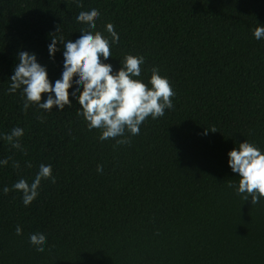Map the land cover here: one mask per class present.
I'll list each match as a JSON object with an SVG mask.
<instances>
[{
	"label": "trees",
	"instance_id": "trees-1",
	"mask_svg": "<svg viewBox=\"0 0 264 264\" xmlns=\"http://www.w3.org/2000/svg\"><path fill=\"white\" fill-rule=\"evenodd\" d=\"M91 8L96 31L110 39L111 23L119 35L104 62L117 72L127 54L142 55L136 79L150 88L156 67L176 93L174 107L148 117L128 145L88 130L75 84L63 111L25 112L20 90L7 94L20 50L36 54L53 85L61 78L63 49L50 58V34L59 25L75 41L85 27L75 17ZM257 26L264 0H0V160L12 158L0 166V264H264V198L252 205L228 187L239 183L231 150L248 141L264 154ZM16 126L24 151L2 139ZM41 163L56 182L42 180L26 207L12 184L31 183ZM35 232L46 235L43 252L29 242Z\"/></svg>",
	"mask_w": 264,
	"mask_h": 264
},
{
	"label": "clouds",
	"instance_id": "clouds-1",
	"mask_svg": "<svg viewBox=\"0 0 264 264\" xmlns=\"http://www.w3.org/2000/svg\"><path fill=\"white\" fill-rule=\"evenodd\" d=\"M76 6L83 8L80 3ZM99 17L100 13L96 8L80 11L75 19L85 27L79 29L80 36L75 41L65 40L59 25L56 33L50 34V58L54 60L55 53L60 50L57 44L62 46L64 58L62 76L54 85L48 78L46 67L37 62L35 53L18 51V63L10 77L7 94L20 90L25 112L31 104L43 110H52L56 106L63 111L66 105L70 106L69 89L75 84L72 96L76 97L79 93L77 98L82 109L77 111V115L83 117L88 130H100L101 141L114 139V147L128 145L132 136L140 134V126L148 117L153 120L163 117L166 109L174 107L172 98L176 93L168 78L162 77L156 67L150 69V88L136 79L141 76V66L145 63L142 55L127 54L120 69L114 72L113 67L104 61L111 57L110 44H118L119 35L111 23L105 25L110 39L96 31V20ZM253 36L256 40L264 39V26L255 27ZM42 94H48L44 102H41ZM37 119L43 122L44 117ZM126 132L130 135L126 136ZM211 132L217 130L212 128ZM23 136L24 129L16 126L3 134L2 139L11 148L24 151L20 142ZM228 157L232 172L239 174L238 186L229 182L228 187H235L236 193L244 201L251 198L252 205L258 203L264 198V154L255 144L245 141L231 150ZM10 160L11 157L0 160V166H7ZM26 166L30 168L32 165L29 163ZM12 167L18 169L20 165L17 161H12ZM97 172H103L102 165H97ZM45 179L56 182L51 164L41 163L31 183L20 178L12 184L11 190L22 193V202L27 207L38 197L41 181ZM9 191V187L3 188L4 194ZM16 234H22L19 226L16 227ZM28 239L36 251H44L47 242L45 234L31 233Z\"/></svg>",
	"mask_w": 264,
	"mask_h": 264
}]
</instances>
